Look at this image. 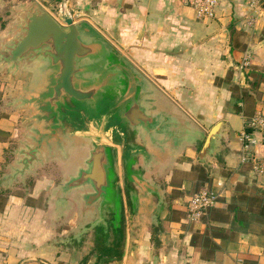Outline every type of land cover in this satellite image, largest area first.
I'll use <instances>...</instances> for the list:
<instances>
[{
    "label": "crops",
    "instance_id": "obj_1",
    "mask_svg": "<svg viewBox=\"0 0 264 264\" xmlns=\"http://www.w3.org/2000/svg\"><path fill=\"white\" fill-rule=\"evenodd\" d=\"M66 4L74 23L89 25L116 54L120 83L101 107L75 115L65 139H52L27 168V148L47 133L31 103L46 76L39 63L0 67V264H264L263 225L212 224L207 212L188 217L189 201L204 189L219 194L214 208L222 211L238 188L264 190L241 140L264 113V82L251 87L254 74H264V0H220L207 19L180 0ZM13 20L1 44L17 34ZM246 54L250 66L241 70ZM220 123L214 151L201 159ZM98 146L109 151L116 202L86 206L90 188L61 195ZM250 154L264 158V144ZM210 226L226 236H209L203 248Z\"/></svg>",
    "mask_w": 264,
    "mask_h": 264
},
{
    "label": "water",
    "instance_id": "obj_2",
    "mask_svg": "<svg viewBox=\"0 0 264 264\" xmlns=\"http://www.w3.org/2000/svg\"><path fill=\"white\" fill-rule=\"evenodd\" d=\"M62 17L64 25L40 7L27 9L20 15L17 34L0 45V67L13 70L23 64L39 63L46 76L44 90L31 103L38 107L39 118L46 123L47 133L40 135L35 147L27 148L23 163L27 168L38 160L41 148H49L52 139L59 144L65 139L68 124L75 115L87 107H101L106 91L117 88L122 75L118 57L89 25L75 24L69 14L62 13ZM221 125L210 132L201 159L214 151ZM87 167L88 170H80L76 177L65 183L61 195L90 188L91 193L83 197L86 206L99 203L102 207L111 203L112 169L108 149L96 147ZM133 182L146 193L153 191L141 178L133 177ZM121 187L127 211L122 182Z\"/></svg>",
    "mask_w": 264,
    "mask_h": 264
},
{
    "label": "built area",
    "instance_id": "obj_3",
    "mask_svg": "<svg viewBox=\"0 0 264 264\" xmlns=\"http://www.w3.org/2000/svg\"><path fill=\"white\" fill-rule=\"evenodd\" d=\"M184 5L195 9L199 19L212 18L220 0H180ZM251 57L246 54L240 64V69H247L250 66ZM252 131L245 130L241 135L244 145L245 161L251 164L253 172L256 175L264 176V158L251 156V147L258 143L264 144V113H258L257 116L247 125ZM256 136H261L258 141ZM219 199V194L211 189H204L195 194L188 203V217L190 221H198L207 212L208 209L214 207Z\"/></svg>",
    "mask_w": 264,
    "mask_h": 264
},
{
    "label": "trees",
    "instance_id": "obj_4",
    "mask_svg": "<svg viewBox=\"0 0 264 264\" xmlns=\"http://www.w3.org/2000/svg\"><path fill=\"white\" fill-rule=\"evenodd\" d=\"M263 82L264 74L255 73L254 81L251 84L252 90L259 91L260 85ZM246 130L248 132L252 131L248 127ZM203 219L212 224L228 225L235 223L242 227L250 224L264 226V190L238 188L227 210L222 211L212 207L207 210V215ZM209 236L225 238L226 234L224 229L214 226L208 227L203 236V248H205V243L209 239Z\"/></svg>",
    "mask_w": 264,
    "mask_h": 264
},
{
    "label": "rangeland",
    "instance_id": "obj_5",
    "mask_svg": "<svg viewBox=\"0 0 264 264\" xmlns=\"http://www.w3.org/2000/svg\"><path fill=\"white\" fill-rule=\"evenodd\" d=\"M64 5H67L66 0H0V33L6 31L8 24L10 23V21H12V16H15V20H13V22L16 21L17 23L18 21L16 19L19 17L18 15L19 13H22L26 11L27 9L35 8V7H40L46 10L53 17L55 16L59 18L60 22L63 23L62 13L64 14L70 13L69 8ZM255 97L257 99L262 98L263 94L258 92L257 94H255ZM256 139L259 141L261 139V136H256ZM17 159L18 157L15 158V162H17ZM119 178H120V175L117 178L118 181L120 182ZM124 188H126V190H129V180L128 179L124 181ZM112 202L115 203L116 198H113ZM118 204L122 205L120 200Z\"/></svg>",
    "mask_w": 264,
    "mask_h": 264
}]
</instances>
